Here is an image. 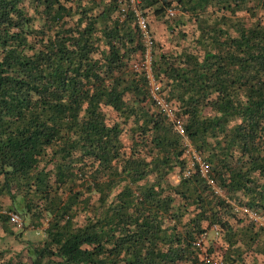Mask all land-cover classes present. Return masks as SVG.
Returning a JSON list of instances; mask_svg holds the SVG:
<instances>
[{
    "label": "trees",
    "instance_id": "1",
    "mask_svg": "<svg viewBox=\"0 0 264 264\" xmlns=\"http://www.w3.org/2000/svg\"><path fill=\"white\" fill-rule=\"evenodd\" d=\"M244 209L264 218V0H0V230L23 246L0 264H262Z\"/></svg>",
    "mask_w": 264,
    "mask_h": 264
},
{
    "label": "built area",
    "instance_id": "2",
    "mask_svg": "<svg viewBox=\"0 0 264 264\" xmlns=\"http://www.w3.org/2000/svg\"><path fill=\"white\" fill-rule=\"evenodd\" d=\"M130 1L132 3H134V4H136L140 0H130ZM175 15H176L175 11H173V10H169L168 11V16L174 17ZM139 23H140L141 28L144 31V34H143L144 35V42H145V45L147 47V53H146V56H145L144 66H145V69H146V71L148 73V76H149V78L151 80L152 92L154 94L155 99H157V101H158L160 107L162 108V110L167 114L168 117L173 119V113H172L169 105L158 95L159 86L156 84V82H155V80H154V78H153V76L151 74V48L153 46L151 37L148 34V32L146 31V23H145L143 18L140 17ZM177 129H178V131L183 133V128H182V126L179 123L177 124ZM187 146H188V151H187L188 155L192 157V160H194V162L195 161L198 162V164L200 166V169H201V172H202V175L207 179L208 184L213 187V189L216 191V193L218 195L225 197L224 192L217 187L215 181L208 178V175H209V172H210L209 166L206 165L201 160V158L193 150L191 145H189L187 143ZM193 167H194V165L192 164L191 168L193 169ZM185 175L189 176L190 172H187ZM244 211L246 212V214H247V216H248L250 221L254 222L259 227L264 229V218L262 216H260L256 212H253V211H250V210H247V209H244ZM9 215L12 218V222L15 225H17L18 228H21L22 227V223H23L22 222V218L18 214H15L13 212H10ZM214 230H215L216 239H220L222 235H221V232L219 231L218 227H215ZM207 241H208L207 236H203L202 238H200L197 241L196 245H197V247L201 248L202 245H205L207 243ZM207 262H211V264H222V262H220L219 260L211 261L210 259H208Z\"/></svg>",
    "mask_w": 264,
    "mask_h": 264
},
{
    "label": "rangeland",
    "instance_id": "3",
    "mask_svg": "<svg viewBox=\"0 0 264 264\" xmlns=\"http://www.w3.org/2000/svg\"><path fill=\"white\" fill-rule=\"evenodd\" d=\"M152 26L155 30V39L158 40L159 42H161L165 46V49H168L169 43H168V39H167L166 27L161 22H157V21H153ZM125 141H126L127 145H129L130 141H129L127 136L125 137ZM174 181L175 182L178 181L177 176L174 177ZM25 237L30 238L33 241H38L41 239L42 236L35 231H28V233L25 234ZM0 238L2 239L1 244H0V246L2 248L9 247V248L14 249L16 251H19L23 248V246L21 244H19L16 240L5 236L1 230H0ZM261 260H262L261 262L264 264V259L261 258Z\"/></svg>",
    "mask_w": 264,
    "mask_h": 264
},
{
    "label": "crops",
    "instance_id": "4",
    "mask_svg": "<svg viewBox=\"0 0 264 264\" xmlns=\"http://www.w3.org/2000/svg\"><path fill=\"white\" fill-rule=\"evenodd\" d=\"M261 258H263V259H264V257H262V256H259V260H260V262L262 261V260H261ZM261 263H262V262H261ZM262 264H263V263H262Z\"/></svg>",
    "mask_w": 264,
    "mask_h": 264
}]
</instances>
